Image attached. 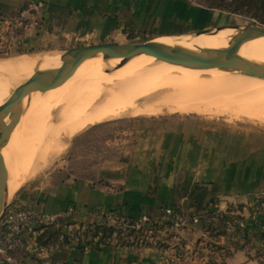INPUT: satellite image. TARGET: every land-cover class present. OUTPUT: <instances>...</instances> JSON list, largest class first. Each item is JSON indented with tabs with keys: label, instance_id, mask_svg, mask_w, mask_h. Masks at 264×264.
Here are the masks:
<instances>
[{
	"label": "crops",
	"instance_id": "1",
	"mask_svg": "<svg viewBox=\"0 0 264 264\" xmlns=\"http://www.w3.org/2000/svg\"><path fill=\"white\" fill-rule=\"evenodd\" d=\"M0 13L30 18L25 41L52 49L117 43L126 31L158 40L204 27L201 18H208L187 0H0ZM134 122L149 126L131 134L126 163L104 167L97 180L26 183L13 203L54 218L70 211L75 227L96 209L118 212L121 220L148 216L147 244L96 250L86 246L91 239L68 245L32 239L21 261L0 264H264V214L252 208L264 196V128L242 124L244 130L231 131L189 115ZM166 208L180 215L179 226L164 222ZM222 215L237 229H225ZM54 223L38 224L37 233Z\"/></svg>",
	"mask_w": 264,
	"mask_h": 264
},
{
	"label": "rangeland",
	"instance_id": "2",
	"mask_svg": "<svg viewBox=\"0 0 264 264\" xmlns=\"http://www.w3.org/2000/svg\"><path fill=\"white\" fill-rule=\"evenodd\" d=\"M187 1L191 4V6L197 7L198 9L204 11L208 18L203 15L201 21L204 23L207 21V24L204 27L191 29V31L183 33L181 35L208 32L230 27L256 26L264 29V25H261L247 15L232 13L229 10L225 11L220 9H209L210 2H215L217 0ZM228 3H231V1L228 0ZM16 17H19V15L15 17H9L0 13V61H15L16 59L18 61L23 58H38V63L35 66L36 72V70L40 68V65L45 59H47V57L58 54L62 55L61 50L64 49H52L50 46L46 48H39L38 45L33 46L28 42H24L26 39L25 35L22 37H17L15 36V34H13L12 31L10 32V30H6V21H11ZM29 19H27L26 23L29 24L28 29L30 30V25L33 23L31 22L32 20ZM151 38H153L151 32L141 31L135 33L134 31H126L125 38H123V40H118L117 43L104 45L142 44L146 41H149ZM119 42H125V44H119ZM107 62L109 64L107 65L108 67L105 69L106 72L103 75H96L95 77H92V80H90L91 78H87L85 80L82 79L83 81H85L84 85H81L77 88L75 87L73 89H66L64 92L62 91L60 98L53 101L45 112H41V109H39V107L37 108V100H39V97L40 100L49 97V93L46 91L40 93L37 97L29 99L25 102V104H23V106H21V111L23 113L21 123L23 122L24 125L22 124L23 126H21L20 124V126L14 133L16 134V136L13 134V138L7 141L5 148L10 151L8 152V150H6L9 155L6 153L7 155L4 156L3 150H5V148L2 150L3 158L6 159V176L7 173L9 176L7 187H9V185L13 183L14 189L12 196L8 195L7 193V200H4L5 207L7 205H9V207H15L13 202L15 200L16 194L26 183L35 181H48L51 178L55 179L56 181H64L76 178L97 180L100 178L101 171L104 167L113 166L118 163H126L128 160L127 155H129V145L127 144V141L132 137L131 134L133 132H137L138 130L142 131V129L149 126L140 122L137 124V122H134V120L143 121L144 119L150 118L155 119L158 117L164 118L175 115H189L199 116L219 124H227L229 125L231 131L237 130L240 132V130H244L241 127L242 124L251 125L256 128H264V86H262V83L261 85L260 83H258L246 85L245 87V84H239V86L230 79L227 82H231L233 85H230L229 83L228 86H222L224 82L225 84L228 83H226L224 79H222L224 82L220 79L221 82L219 83H222L221 86L223 87L222 88L219 84H217L221 87L220 88L216 85V83L218 82L216 79L218 77L224 78V75L226 76L228 74L227 77L229 76L228 78H230L231 76H233L231 74L237 73H228L217 69H194L185 76H178V79L177 77H171V79H168V75L163 74V76L161 74L155 76V72L151 71L147 76L148 81L152 80V77L155 76V78L153 79H155V81L157 80V82H155L156 86L150 89V91L141 93V89L139 88L141 86L139 84L126 85L125 87L121 88V90H125L124 93H121V91L118 90L113 91L112 94L114 95V99L117 100L120 95L122 96V98L118 103L115 102L112 105H108L110 109L108 107L107 109L113 114L117 115L119 112H121V114L125 113L124 115H120L119 117L116 116V118L113 117L102 123L88 125L87 127L72 134H66L67 130L69 129V124H67L66 120H68V122L70 121V114L72 113L71 110H73V118H75V112L81 108L76 102H78V100H83L84 98L89 97L92 92L93 94H95V92L97 93L98 88L100 90V87L98 86L94 87V90L91 89L93 87L92 84L95 85L94 79L100 78L102 76L104 77V75L107 76V73H113L110 74L112 75L111 78L116 79L114 77V74L115 71L119 69V66L116 63H112L111 60ZM133 62H137L135 66L138 68L141 67L150 69L159 67H157V65L159 64L154 61L152 62L151 58H142ZM179 67L183 68V66L180 65ZM174 75L180 74L173 73L172 76ZM199 78L202 80L204 78L207 81L204 82L206 85L202 84L206 90L196 92L195 90L204 89L201 83H197V79L200 80ZM134 80L137 81L135 78ZM2 82L4 85H6L7 81L0 77V86H3V84H1ZM111 82L107 83L106 85H102L101 88L108 89L111 86H115V81H113L114 83L112 82V85ZM166 83L169 84L167 85ZM207 84H209L210 86ZM69 85H71V83H68V85L66 86L69 87ZM206 86L209 87L207 88ZM214 87H218L220 89H215ZM164 91L167 92L165 93ZM181 93H183L184 95L182 96ZM191 93L192 95H190ZM167 94L171 97H168V101L159 99ZM66 95L68 96V98H70L74 105H72V102L69 99H67V101L66 99L62 100L65 97L67 98ZM70 95H72V97ZM205 95H208V98L204 99ZM200 96H202L203 100ZM73 98L76 100V102H74ZM60 101H62L63 106L65 105L64 108L61 104H59L55 109L56 111H54V109H51V113H47L50 111L49 109L53 106V104H56ZM82 102L78 103L82 104ZM69 104H71L72 109H69ZM75 105L77 106L75 108L78 109H74ZM66 106L69 107V114L68 111L65 110V108H67ZM182 106H191L190 108H193V110L191 109L189 111L180 112L181 110L179 107ZM34 108L36 109V112L38 110V114L34 112ZM33 112L34 114L36 113L39 118H36V114L33 118ZM67 116H69V118ZM57 118L60 120L58 121ZM63 122H65L66 125ZM60 125L61 127H59ZM59 128L61 129L58 130ZM68 132L70 131L68 130ZM20 133L22 134V136ZM255 136H257V134H255ZM47 139L48 141H46ZM222 148L223 150H225L226 148H228V145L225 144ZM256 201H258V203H256L254 207L252 206L254 212L258 214H264V196L256 197ZM232 208L233 211H236L241 209L242 206L238 205L237 207L234 206ZM22 209L34 210L37 214L44 215L39 213L34 208ZM68 213L72 212L68 211ZM68 213L66 212L60 217L55 218V223L50 227H53L54 231L62 229L64 232H66L71 239L70 243L77 240L76 237H80L81 240H90L92 238V232L88 231L87 227L89 224L98 222L106 223L110 227H117L119 226V222H123V220H121V218L123 217H121L118 212L115 214L114 211L102 212L100 209H96L95 211L90 213L92 218L89 220V222H84L85 228L81 226L75 227L70 225V223H73V221L69 218ZM5 215L6 212L3 214V216L1 214L0 235L3 232V229L6 227ZM44 216L48 217L47 215ZM47 222V220H44L42 224L44 225V223ZM40 223L41 220L39 219H37L36 221H32L30 224L32 230L23 233L25 246L18 247L14 250H7L5 251V254L0 252V260L1 258L8 259L9 257H12L18 259V261H21V259L26 256V253L30 248L28 242H30V240L32 239L42 243V245H47L49 243H62L63 239H55L49 234H42L44 238L42 239V241H39V238L42 235H39L37 233L38 228H36V226ZM46 232L47 231H45L44 233Z\"/></svg>",
	"mask_w": 264,
	"mask_h": 264
},
{
	"label": "bare ground",
	"instance_id": "3",
	"mask_svg": "<svg viewBox=\"0 0 264 264\" xmlns=\"http://www.w3.org/2000/svg\"><path fill=\"white\" fill-rule=\"evenodd\" d=\"M242 32H243L242 28L225 29V30L216 31V32H213V33H210V34H185V35H181V36H168V37L160 38V39L156 40V42L163 43V44L168 45V46L173 47V48L189 49V50L195 51V52H197L199 54L216 58V57H219L220 51L228 50V49L230 50L236 43V41L234 39L235 35L238 34V33H242ZM232 51L233 52L235 51L236 55H238V56L244 57V58L249 59L251 61H255V62L264 64V38H251L250 40H248L247 42L243 43L242 45H238V46L234 47V50H232ZM142 58H147V59L151 58L152 62L154 61V62L159 64V65H157V67L158 66L159 67L158 68H150V69L149 68H141V67L138 68V67H136L135 65H136L137 62L134 63L133 61H137V60H140ZM38 60H39L38 58H35V59H25V58H23V59H20L18 61H17V59L15 61H12V60L0 61V77L7 81L6 85L3 84V82H4L3 81L1 83V84H3V86H0V107L11 97L13 92L19 86H21L22 84L27 82L34 75L35 66L38 63ZM110 60H111L112 63H116L119 66V69L117 71H115V74H114V77L116 79L111 78L112 75H110V74H113V73H109V74L107 73V76L106 75H104V77L102 76L103 78L100 77V78L94 79L95 80V85L92 84L93 87L91 89H93L94 87H97V86L100 87V90L98 88L97 93L95 92V94H93V92L92 93L90 92L91 93L90 96H89L90 98L86 97V98H84L85 100L82 98L84 101L83 100H78L77 98H79V97H77L76 99L78 100V102H82L83 101L82 104L76 102V100L73 98L74 102H76L78 104V106L81 107V108L78 109V108H75V107H77L76 105L74 106V109H78L75 112L76 113L75 114V118H73V116H74L73 115V110H71L72 113L70 114L71 115L70 116V121L68 122V120H66L67 124H69V126H68L69 129L68 130L70 132H68V130H67L66 134H68V133L72 134V133H75V132L87 127L88 125H93V124H96V123H102V122H104V121H106L108 119H111L113 117L116 118V116L119 117L120 115H124L125 113L121 114V112H119L117 115L113 114L112 112H109L108 109H107L108 105H110V104L112 105L115 102L118 103L120 101V99L122 98V96L120 95V97L117 96L118 97L117 98L118 101L116 99H114V97H113L114 95L112 94L113 91H117L118 90V91H121V93H124L125 90H121V88L125 87L128 84H139L142 87V88L139 87L141 89V91H140L141 93L145 92V91H150V89H152V88H154L156 86L155 82H157V80L155 81V79H153V78H155V76L158 75V74L168 75V79L169 78L171 79V77H177V79H178V76H182V75L185 76L186 74H188L189 72L194 70V69H190V68H187V67H184V66L182 68V67H179V65H172V64L165 63V62H161V61L158 62V61L155 60V58L149 57V56H145V55L133 60L131 63H125V62L121 61V59H110L108 57H103V56H99V57H95V58L89 57V58H86L85 62L82 64V66L79 68V70L76 72V74L68 82H66L64 85H62L60 87L47 90L46 92L49 93V97H47L46 99H41L40 100V97H39V100H37V102H38L37 108L39 107V109H41V112H45L49 108L50 104L53 101H55V100L60 98L62 91L64 92L66 89H71V88L73 89L75 87L77 88V87H80L81 85H84L85 81H83V80H85L87 78H91L90 80H92V77H95L96 75H100V74L103 75L106 72L105 69L108 67L107 65L109 64L107 61H110ZM41 65H40V69L41 70H45V69L67 70L69 68V65H70V57L65 55V54H62V55L58 54V55H54V56H49V57H47V59H45L42 62ZM180 66H182V65H180ZM152 67H156V66H152ZM217 70H221V69H217ZM151 71L155 72V76L152 77V80L148 81L147 76L149 75V73ZM222 71H224V70H222ZM173 73H179L180 75L172 76ZM228 73H230V72H228ZM237 74H239V73H237ZM237 74H231V75H233V76H231L232 78L231 77L228 78L229 77V76L227 77L228 74L226 76L224 75V78L223 77H221V78L218 77L219 79L218 78L216 79L218 82L216 83V81H215V83H216V85L219 84L221 86L222 83H219V82H221V80L224 79V81H226V83H228V84H225V82L222 80L224 82V84L222 86H226V85L228 86L229 83H230V85L232 84L231 82H227L228 80L231 79L238 85L239 84H245L244 85L245 87H246V85L258 84V83H260V85L262 83L263 84L262 86H264V79L250 77V76H245V75L240 76L241 74H239V75H237ZM134 78L138 82L135 81ZM225 79H227V80H225ZM111 81L112 82L115 81V86H111L110 88H108L109 85H110L109 84L108 87L106 86L108 89H106L104 87H103L104 89L101 88L102 85H106L107 83H109ZM197 81H198L197 83H199V84L201 83V85L202 84L206 85L204 82H207L204 78H203V80L202 79H200V80L197 79ZM112 82H111V85H112ZM68 83L69 84L71 83V85H69V87L66 86V85H68ZM215 83H214V86H215ZM207 85H209V84H207ZM209 86H206V87L208 88ZM220 86H218V87H220ZM218 87H214V88L217 89ZM232 87H234V86H232ZM220 88H218V89H220ZM203 90H206L205 87H204V89L195 90V91L197 92V91H203ZM70 92H72V91H70ZM40 93H42V92H35V93L27 96L26 98H24L20 102V108H21V106H23V104H25L26 101H28L31 98L37 97ZM217 93H221V92H217ZM181 94H182V96L184 95L183 93H181ZM190 95H192V93ZM208 95H209V93H208ZM208 95H205L204 99L208 98ZM70 96L72 97V95H70ZM168 97H170V95L167 94V95H165V96H163V97H161L159 99H164V100L168 101L169 100ZM200 97L202 99V96H200ZM214 97H215V94H214ZM64 99H66V101H67V99L70 100V98H68V96H67V98L65 97L62 100H64ZM63 102H65V101H63ZM59 104H61L63 106L62 101H60V102H58L56 104H53V106L49 109L50 111L48 110L49 112H47V113H51V109H54V111H56L55 109H56V107ZM80 104H81V106H80ZM35 105H36V103H35ZM72 105H74L73 102H72ZM62 106H61V108H62ZM64 107H65V105L63 106V108ZM69 107L65 108V110L68 111V114L70 113L68 108L72 109L71 108V104H69ZM190 107L191 106L179 107L180 110H181L180 112L189 111L191 109L193 110V108H190ZM177 110H178V108H177ZM199 111H202V110H199ZM34 112H36V109H35ZM34 112H33V118H34V115L36 113L38 114V110H37V112L35 114H34ZM155 112H156V110H155ZM37 114L35 116H36V118H39L37 116ZM65 116H66V114H65ZM22 117H23V113H22V116H21V120H20L19 124L15 127V129L13 130L10 139L13 138L12 136L16 132V129L20 126V124H21V126L24 125L23 122L21 123ZM55 117H58V116H55ZM67 117L69 118V116H67ZM12 119L13 118H12V115H11L10 117H7L6 122L7 123H11ZM30 120H32V119H30ZM59 120L60 119H58V121ZM62 121H65V120H62ZM63 123H65V122H63ZM65 125H66V123H65ZM59 127H61V125ZM60 129L61 128H59L58 130H60ZM14 135L16 136V134H14ZM21 136H22V134H21ZM48 139L46 141H48ZM43 145H44V143H43ZM6 150H8V149L5 148V150H3L4 151V154H3L4 156H6L8 154ZM3 151H2V153H3ZM8 152H10V151L8 150ZM4 162H6V159H4ZM6 172H7V169H6ZM8 181H9V176H8V173H7V181L5 183L4 191H3V200H7V193L10 196H12V194H13V190H14L13 189V183L11 185H9V187H7ZM6 188H8V189H6Z\"/></svg>",
	"mask_w": 264,
	"mask_h": 264
},
{
	"label": "water",
	"instance_id": "4",
	"mask_svg": "<svg viewBox=\"0 0 264 264\" xmlns=\"http://www.w3.org/2000/svg\"><path fill=\"white\" fill-rule=\"evenodd\" d=\"M242 28L243 32L235 35V45L229 50L220 51L219 57H209L185 48H173L156 40L142 44L100 45L92 47L69 48L61 50L62 54L70 57L67 70L45 69L36 70L34 75L19 86L11 97L0 107V217L4 210L3 191L7 180L6 167L2 150L6 147L13 130L19 124L22 116L20 102L35 92H44L64 85L79 70L86 58L99 56L110 59H121L131 63L141 56L155 58L156 61L172 65H182L195 70L221 69L230 73L264 79V64L251 61L236 55L234 47L242 45L251 38H264V29L256 26L221 28L214 31L193 33L210 34L225 29ZM12 115V122L7 123V117Z\"/></svg>",
	"mask_w": 264,
	"mask_h": 264
},
{
	"label": "trees",
	"instance_id": "5",
	"mask_svg": "<svg viewBox=\"0 0 264 264\" xmlns=\"http://www.w3.org/2000/svg\"><path fill=\"white\" fill-rule=\"evenodd\" d=\"M231 3H228V0H217L215 2H210L209 9H220V10H229L232 13L244 14L251 17L256 22L264 25V0H230ZM27 42V41H24ZM147 42V41H146ZM219 221L223 224L225 229L237 228L231 222V219L226 216H220ZM77 223H70V225L75 226ZM135 220L131 217L124 218L123 222H119V226L110 227L106 223H92L88 225V231L92 232V238L86 243V246L95 244L96 250H101L103 247H109L112 245L115 246H134V245H146L147 241L145 239L144 230H137L133 226ZM81 227L85 228V224H80ZM159 225H154L153 230H159ZM46 233L55 239L62 238V244H70L71 239L68 234L62 229L54 231L53 227H48ZM43 235L39 238V241H42ZM77 240L81 241L80 237H76ZM131 238H136V242H131ZM40 243V242H39ZM42 244V243H41ZM44 244V243H43Z\"/></svg>",
	"mask_w": 264,
	"mask_h": 264
},
{
	"label": "built area",
	"instance_id": "6",
	"mask_svg": "<svg viewBox=\"0 0 264 264\" xmlns=\"http://www.w3.org/2000/svg\"><path fill=\"white\" fill-rule=\"evenodd\" d=\"M5 28L6 30H10V32L12 31L15 36L22 37L23 34H25V32L28 30L29 24L26 23L23 18H16L11 21H6ZM5 212L6 227L3 229V232L0 235V252L3 254H5V251L7 250H14L18 247L25 246L23 233L32 230V227L30 226L32 221H36L37 219L41 220V223L44 222V220H47L48 222L55 221L54 217H46L44 215L37 214L34 210H23L20 208L17 209L13 206L9 207V205L4 208L2 216ZM163 220L164 222L173 221L177 226L181 224L180 215L171 208L164 209ZM147 223H150V219L148 216H143L140 220L135 221L133 227L137 230H140L143 229L144 225Z\"/></svg>",
	"mask_w": 264,
	"mask_h": 264
}]
</instances>
